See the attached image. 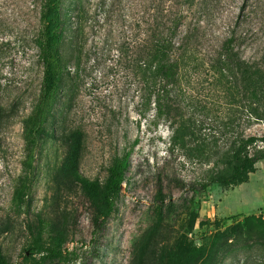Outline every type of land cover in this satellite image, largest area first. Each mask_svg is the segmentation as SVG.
Segmentation results:
<instances>
[{"label": "rangeland", "instance_id": "374dc122", "mask_svg": "<svg viewBox=\"0 0 264 264\" xmlns=\"http://www.w3.org/2000/svg\"><path fill=\"white\" fill-rule=\"evenodd\" d=\"M62 2L61 14L70 18L73 0ZM87 2L101 22L97 0ZM40 3L0 0V255L8 264L40 260L39 254L30 261L23 258L34 242L59 243L74 251L68 259L47 258L41 264H175L177 244L199 246L217 229L249 214L264 220V158L242 182L228 187L213 183L198 191L206 166L199 152L202 140L194 135H213L224 149L238 109L225 89L212 83L208 68L200 65L199 79L193 74L181 92H174L194 99L170 101L169 115L157 121L153 99L147 102L132 74L102 54V34L96 28L86 34L91 48L82 59L86 67L77 75L69 61L58 83L35 148L27 195L13 205L12 190L23 173V121L42 76L33 44ZM128 3L119 0L122 12ZM184 8L187 35L196 44L192 57L198 63L228 31L234 32L243 59H264V0H194ZM244 114L240 111L235 123L245 134L261 138L264 121ZM179 125L192 134L184 135L183 148L179 140L172 144V128ZM129 148L114 208L103 230L93 235L92 221L102 209L87 182L101 186L112 156ZM243 258L225 257L220 264H247Z\"/></svg>", "mask_w": 264, "mask_h": 264}, {"label": "trees", "instance_id": "16d2710c", "mask_svg": "<svg viewBox=\"0 0 264 264\" xmlns=\"http://www.w3.org/2000/svg\"><path fill=\"white\" fill-rule=\"evenodd\" d=\"M62 1L41 0L40 3L39 27L33 44L38 50L42 76L37 98L23 121V173L12 190L13 205H20L27 195L35 148L68 62L74 63L73 71L77 75L86 67L82 59L88 57L91 50L86 43L89 29L101 30L98 47L102 54L111 59L113 66L132 74L145 91L147 102L153 99L157 121L169 115L170 101L194 99L192 94L174 95V92H181L193 74L198 80V67L203 64L211 72L212 83L223 87L229 103L237 106L233 113L245 111L246 118L264 121V59H243L236 48L234 32L228 31L219 45H211L200 56L202 63H198L192 57L196 44L189 41L184 24V7L194 0H129L126 12L120 9L119 0H97L96 6L102 11L101 22L95 18L87 0H73L72 16H62ZM236 115L222 142L224 149L218 146L213 135H194L195 139L202 140L199 152L206 166L197 180L198 191H204L213 183L234 186L243 181L257 160L264 158V146L258 143H264V134L261 138L245 134L238 122L235 123L239 118ZM187 133L190 134L185 126L173 127L172 144L179 140L178 146L183 148ZM130 151L131 148L112 156L101 186L97 181L87 182L88 188L98 195L102 209L100 216L92 221L93 235L103 230L114 208L129 165ZM176 249L175 264H220L230 256L245 257L247 264H264V220L262 216L249 214L217 229L199 246L177 244ZM34 254H39L40 260L33 264H41L47 258L68 259L74 251L63 249L59 243L34 242L27 245L23 258L30 261ZM0 264H8L1 255Z\"/></svg>", "mask_w": 264, "mask_h": 264}]
</instances>
